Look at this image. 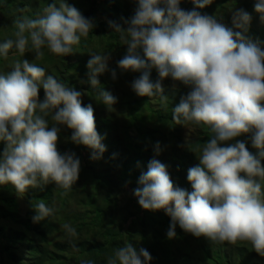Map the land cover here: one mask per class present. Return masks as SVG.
Returning a JSON list of instances; mask_svg holds the SVG:
<instances>
[{
    "label": "clouds",
    "instance_id": "clouds-1",
    "mask_svg": "<svg viewBox=\"0 0 264 264\" xmlns=\"http://www.w3.org/2000/svg\"><path fill=\"white\" fill-rule=\"evenodd\" d=\"M134 16L128 27L109 21L120 33L127 54L118 61L124 71H142L132 84L141 97L163 95L162 81L171 77L191 91L173 109V119L207 125L212 137L199 149V165L188 170L192 191L174 186L167 168L160 161L149 162L134 190L139 205L150 211L163 210L171 217L167 237L176 236L177 224L195 237L204 236L216 243H248L264 256V50L241 32H233L213 16L195 8L186 11L181 0H136ZM163 2L165 7H160ZM213 0H193L204 8ZM256 12L264 20V0H256ZM251 16L243 9L233 14L236 28L247 32ZM15 39L0 43L5 58L15 47L24 54L29 42L35 59L43 48L57 56L74 53L81 37H87L94 24L67 0L50 3L37 18L15 22ZM143 51V57L138 50ZM110 54H92L87 62L89 81L96 88L98 76L108 70ZM155 68L159 79H150ZM116 78V72H111ZM44 100L39 101V90ZM82 93L68 87L43 67L27 59L15 61L12 70L0 74V141L6 146L0 156V185L11 184L23 196L29 188L55 183L65 192L79 179L80 160L75 153L61 154L57 143L61 125L73 130L71 140L92 150L91 159L99 160L106 151L96 130L93 107L82 106ZM106 106L116 98L100 90ZM63 105V107H60ZM54 124L49 128L47 117ZM243 134H250L251 153L245 142L222 146ZM158 148V145H157ZM34 222L53 215L54 207L43 200L32 204ZM70 237L76 230L62 226ZM75 247V245H73ZM150 253L126 242L115 249L107 264H149ZM83 264H92L84 261Z\"/></svg>",
    "mask_w": 264,
    "mask_h": 264
},
{
    "label": "trees",
    "instance_id": "trees-1",
    "mask_svg": "<svg viewBox=\"0 0 264 264\" xmlns=\"http://www.w3.org/2000/svg\"><path fill=\"white\" fill-rule=\"evenodd\" d=\"M60 0H0V43L15 39V22L23 18L35 19L50 3ZM80 13L93 21L88 36L81 37L74 53L57 56L46 47L44 55L35 59L29 42L24 54L13 47L5 58L0 55V74L12 70L15 61L27 59L43 67L68 87L82 93V106L93 107L96 130L103 138L106 151L99 160H92V150L72 142L73 130L59 126L57 147L61 154L75 153L80 160L79 179L65 192L55 183L29 188L21 197L11 184L0 185V264H107L115 249L132 243L137 249H146L152 260L149 264H264V256L255 252L250 244L216 243L201 236L186 233L177 224L176 236L167 237L171 217L163 210L143 209L134 190L142 187L139 178L148 170L153 159L167 168L174 186L192 191L187 179L188 170L199 165V149L213 135L207 125L173 119V109L191 88L171 77L162 81V101L157 97L138 96L131 88L142 71H124L118 61L127 54L120 33L114 32L109 21L127 28L138 7L136 0H67ZM256 0H213L204 8H196L193 0H181L180 7L202 15L213 16L218 23L246 38L257 42L264 50V20L255 10ZM160 7H165L161 2ZM243 9L251 16L247 32L235 27L233 14ZM143 57V51L138 50ZM110 54L108 70L99 75V86L89 81L87 62L92 54ZM116 72L113 79L111 72ZM150 79H159L155 68ZM100 90L111 93L116 103L106 106L98 95ZM44 90H39V101ZM63 107V105H60ZM49 128L54 124L47 117ZM189 131V132H188ZM191 131V132H190ZM243 141L254 155L250 134H243L222 146ZM158 145V148H157ZM6 146L0 141V156ZM264 165V160L261 161ZM264 184V182H262ZM43 200L54 207L53 215L34 222L36 214L32 204ZM76 230L70 237L64 224ZM75 245V247L73 246Z\"/></svg>",
    "mask_w": 264,
    "mask_h": 264
},
{
    "label": "rangeland",
    "instance_id": "rangeland-1",
    "mask_svg": "<svg viewBox=\"0 0 264 264\" xmlns=\"http://www.w3.org/2000/svg\"><path fill=\"white\" fill-rule=\"evenodd\" d=\"M189 132V131H188ZM191 132V131H190Z\"/></svg>",
    "mask_w": 264,
    "mask_h": 264
}]
</instances>
